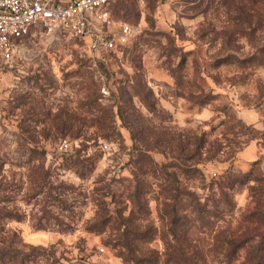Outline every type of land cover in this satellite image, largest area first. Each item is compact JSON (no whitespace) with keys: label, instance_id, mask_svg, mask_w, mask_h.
<instances>
[{"label":"rangeland","instance_id":"1","mask_svg":"<svg viewBox=\"0 0 264 264\" xmlns=\"http://www.w3.org/2000/svg\"><path fill=\"white\" fill-rule=\"evenodd\" d=\"M111 12L134 31L117 50L92 58L68 31L35 25L0 73V249L12 254L0 264H124L104 243L109 230L86 229L96 199L112 216L141 203L131 223L157 233L138 250L161 252L172 178L187 232L204 242L238 230L256 208L249 185L264 173V0H120ZM89 83L100 109L85 97ZM64 138L72 148L59 152ZM227 169L251 179L227 188L231 212L202 225L188 193L211 207Z\"/></svg>","mask_w":264,"mask_h":264},{"label":"trees","instance_id":"2","mask_svg":"<svg viewBox=\"0 0 264 264\" xmlns=\"http://www.w3.org/2000/svg\"><path fill=\"white\" fill-rule=\"evenodd\" d=\"M120 0L111 4L115 6ZM85 97L93 105L101 108L95 95V88L92 84H87ZM103 115L99 114L98 118ZM102 126V122L100 124ZM100 126V127H101ZM264 134V133H263ZM254 136H251V138ZM260 163V159L253 162ZM226 175L223 176L222 182H219V199H214L211 207H201L197 198L188 193L191 200H195L190 212L196 215V219L201 220L202 225L212 226L213 222L209 220L210 216H218L222 213L231 212L234 208L231 194L228 189L232 188L236 182H243L249 177V172L227 169ZM253 182L249 185L250 194L256 203V208L248 213H244L243 221L245 225H239L238 230L223 233L216 237L213 242H204L203 238H193L189 236L190 217L179 215L180 209L184 210L178 203L180 193L175 178L171 179L168 187L169 198L172 203H163V215L168 216L166 231L161 235L164 249L159 252L156 249L149 248L148 251L138 250V246L150 244L157 233V228L152 224H146L145 227L131 223L130 215L134 211H143L141 203H133L129 216L122 215V207L119 206L113 210L115 215L110 214L108 203L96 199L95 210L92 218L87 221L86 229L97 233H104V243L110 244L116 249L117 254L122 258L124 264H264V232L259 231V227L264 223V173L256 172L253 176ZM228 188V189H227ZM142 195V187H137L132 192L134 201L139 200ZM190 204V203H189ZM184 208V209H183ZM184 218V219H183ZM191 227V226H190ZM211 244L216 248H224L216 252L203 250L202 246ZM245 248L246 254L239 263L234 262L239 250ZM12 259L11 249H0V259L5 256ZM24 257H20L19 262L22 264Z\"/></svg>","mask_w":264,"mask_h":264},{"label":"built area","instance_id":"3","mask_svg":"<svg viewBox=\"0 0 264 264\" xmlns=\"http://www.w3.org/2000/svg\"><path fill=\"white\" fill-rule=\"evenodd\" d=\"M116 0H0V73L11 65L18 40L35 25L58 27L82 43L92 58L117 50L133 36V27L117 22L110 6ZM102 95L108 94L105 86ZM102 149L110 148L108 142ZM72 148L68 139L57 143L59 152ZM103 250V248H101Z\"/></svg>","mask_w":264,"mask_h":264},{"label":"crops","instance_id":"4","mask_svg":"<svg viewBox=\"0 0 264 264\" xmlns=\"http://www.w3.org/2000/svg\"><path fill=\"white\" fill-rule=\"evenodd\" d=\"M254 143H249L245 148L243 149V152L245 151V154H252V151L254 150L253 147Z\"/></svg>","mask_w":264,"mask_h":264}]
</instances>
